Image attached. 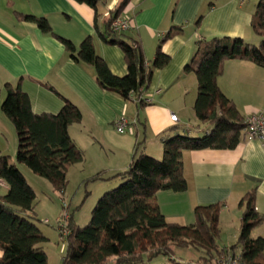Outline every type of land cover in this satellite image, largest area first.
<instances>
[{
  "label": "crops",
  "instance_id": "crops-1",
  "mask_svg": "<svg viewBox=\"0 0 264 264\" xmlns=\"http://www.w3.org/2000/svg\"><path fill=\"white\" fill-rule=\"evenodd\" d=\"M119 1L99 0L96 5L99 16L94 26V10L84 3L0 0V97L5 83L14 86L20 79L21 89L27 93L34 113L58 112L62 97L76 105L81 120L70 125L68 133L84 159L71 166L68 174L86 184H103L98 191H106L119 183L120 178L114 175L125 170L138 155L161 159L163 138L176 134L201 136L212 129L200 124L195 116L196 76L183 69L193 57L198 40L227 36L259 44L262 39L250 24L258 0H130L124 12L132 17L131 28L124 33L139 42L148 61L154 56L159 38L171 27L181 28L180 33L162 44V51L170 56V62L155 70L145 90L152 102L138 108L133 99L126 100L100 88L92 66L74 61L57 37L69 39L77 48L84 37L91 36L96 53L110 70L115 75H124L126 64L121 49L100 36L109 11ZM18 13L45 17L54 34L42 33L34 23L20 20ZM198 17H201L200 23L196 26ZM217 84L243 117L257 112L264 115L263 67L243 60H226ZM171 114L176 115V121L171 119ZM121 117L127 120L128 126L118 132L115 121ZM11 124L0 109V145H3L0 155L8 157L11 156L4 145L12 130ZM183 172L187 182L185 191L166 190L156 194L167 222L189 224L193 221L195 206L224 202L219 215L218 239L219 247L223 248L233 244L238 235L241 215L238 203L245 192L256 189L255 208L264 215V144L261 140H248L242 133L233 149L186 150ZM97 173L101 178L90 180ZM23 175L28 181L26 173ZM6 190L5 184L0 195ZM93 191L89 189L88 193L91 195ZM34 215H38L36 210ZM251 236L264 237V222L251 231ZM47 260L49 264L48 255Z\"/></svg>",
  "mask_w": 264,
  "mask_h": 264
},
{
  "label": "trees",
  "instance_id": "trees-1",
  "mask_svg": "<svg viewBox=\"0 0 264 264\" xmlns=\"http://www.w3.org/2000/svg\"><path fill=\"white\" fill-rule=\"evenodd\" d=\"M94 10V26L99 13V0H72ZM130 0H120L109 11L100 36L103 41L118 46L126 64V73L115 75L94 48L91 36L79 46L57 35L70 57L92 66L97 84L103 90L122 98L133 99L138 108L144 107L141 95L157 69L170 62L162 44L180 27H171L159 38L154 56L147 60L138 41L115 32L111 21L120 15ZM214 2L211 1L210 5ZM22 21L34 23L44 34L53 33L45 17L18 13ZM198 17L195 25L200 23ZM253 31L262 39L249 44L240 37H213L196 42V50L184 71L193 72L197 80L194 112L200 124L212 129L201 136L176 134L163 138V155L157 159L140 154L114 177L123 180L117 187L104 192L96 201L90 219L84 226L68 218L69 235L62 264H153L158 257L167 258L160 264H220L223 257L235 254L243 264H264V237H252L251 231L264 222V215L255 208L256 189L241 197L238 235L233 244L219 247V215L224 202L197 205L189 224L167 222L160 211L158 191L183 192L187 182L183 172V152L199 149H233L241 137L244 117L235 103L217 84L226 60H243L264 68V0H258L250 21ZM6 95L0 109L11 121L17 135L16 161L27 166L35 175L50 182L53 189L63 192L71 166L84 159L75 145L68 127L81 120L79 108L63 98L56 113H34L30 99L20 86L5 83ZM52 89L51 87H49ZM0 177L7 186L0 195V264H48L42 243L48 239L36 224L34 201L36 194L16 164L7 155H0ZM97 173L90 180L99 179ZM194 247L202 251L196 261L176 258L178 248Z\"/></svg>",
  "mask_w": 264,
  "mask_h": 264
},
{
  "label": "rangeland",
  "instance_id": "rangeland-1",
  "mask_svg": "<svg viewBox=\"0 0 264 264\" xmlns=\"http://www.w3.org/2000/svg\"><path fill=\"white\" fill-rule=\"evenodd\" d=\"M1 93L0 103L6 95V89H3ZM4 147L7 148L6 152H9L8 154L11 156L9 157V161L16 164L17 167L20 165V169L24 172L22 174L26 173L28 181L31 184L29 185L35 191L36 199L34 201V210H36V213L38 214L36 217V224L48 239L46 242L42 243V246L49 257V264H62V258L64 257L66 250V243L60 235V229L57 227L56 219L62 218L60 221L65 223V228L69 231L70 229L67 224L69 216L72 217L77 225H86L90 219L91 210L98 198L104 192L117 187L123 180H120V182L114 185V187L106 189V191H98L101 190L99 188H102L103 184L100 185V183H96V186H93L90 182L86 184L85 181L78 180V177L76 176L70 177V173H67V183L64 191L57 192L53 189L49 181L35 175L27 166L19 164L16 161L17 135L13 125ZM89 189L95 190L93 191V194L90 195L88 193ZM44 219H47L48 223L44 222ZM201 254L202 251L194 247L178 248L175 252L176 258H180L183 261H196ZM164 262H167V258L158 257L152 261L153 264Z\"/></svg>",
  "mask_w": 264,
  "mask_h": 264
},
{
  "label": "built area",
  "instance_id": "built-area-1",
  "mask_svg": "<svg viewBox=\"0 0 264 264\" xmlns=\"http://www.w3.org/2000/svg\"><path fill=\"white\" fill-rule=\"evenodd\" d=\"M244 1V0H240ZM132 17L126 12H122L116 18H114L110 26L115 32H125L131 28ZM156 92H160L159 89ZM141 98L145 104L152 102L151 96L147 95L146 91H143ZM171 119L173 121L177 120L175 114H171ZM245 127L242 130L244 137L248 140L259 139L264 144V115L260 112L251 113L244 117ZM128 126V122L124 117H121L115 121V127L118 132H123ZM241 133V134H242ZM5 185V182L0 177V189ZM65 215V214H64ZM62 219V218H60ZM60 219H56L57 227L60 229V235L65 240L66 236L69 234V230L65 228V223L61 222ZM48 222V220H44ZM220 264H243L235 254H229L223 257Z\"/></svg>",
  "mask_w": 264,
  "mask_h": 264
}]
</instances>
